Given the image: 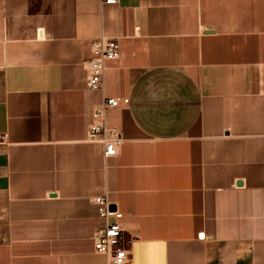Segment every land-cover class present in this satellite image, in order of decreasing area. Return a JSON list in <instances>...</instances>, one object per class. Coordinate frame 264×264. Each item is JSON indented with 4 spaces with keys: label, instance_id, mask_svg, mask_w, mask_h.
Instances as JSON below:
<instances>
[{
    "label": "crops",
    "instance_id": "crops-1",
    "mask_svg": "<svg viewBox=\"0 0 264 264\" xmlns=\"http://www.w3.org/2000/svg\"><path fill=\"white\" fill-rule=\"evenodd\" d=\"M100 36L121 46L109 159ZM105 192L129 264H264V0H0V264H107Z\"/></svg>",
    "mask_w": 264,
    "mask_h": 264
},
{
    "label": "built area",
    "instance_id": "built-area-1",
    "mask_svg": "<svg viewBox=\"0 0 264 264\" xmlns=\"http://www.w3.org/2000/svg\"><path fill=\"white\" fill-rule=\"evenodd\" d=\"M118 3L119 0H102L105 5ZM90 50L91 56L84 64L88 70V88L97 103L91 114L89 141L101 144L104 147V157L109 159L119 155L124 142L121 131L107 124V112L120 108L121 102L105 94L107 63L121 57V46L116 40L100 36L93 40ZM93 203L100 218L105 221V225L97 228L93 234L95 253L104 256L107 264H129L130 251L123 244L122 226L117 221L109 222L116 218L117 211L111 210L112 204L107 192L96 196Z\"/></svg>",
    "mask_w": 264,
    "mask_h": 264
},
{
    "label": "water",
    "instance_id": "water-1",
    "mask_svg": "<svg viewBox=\"0 0 264 264\" xmlns=\"http://www.w3.org/2000/svg\"><path fill=\"white\" fill-rule=\"evenodd\" d=\"M239 184H242V182H239ZM111 210H112V211H116V209H115L114 206H111Z\"/></svg>",
    "mask_w": 264,
    "mask_h": 264
}]
</instances>
